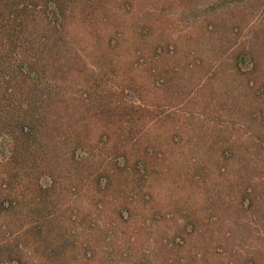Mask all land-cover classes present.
<instances>
[{
	"label": "rangeland",
	"instance_id": "obj_1",
	"mask_svg": "<svg viewBox=\"0 0 264 264\" xmlns=\"http://www.w3.org/2000/svg\"><path fill=\"white\" fill-rule=\"evenodd\" d=\"M66 20L40 35L128 116L57 163L87 177L41 228L71 264H264V0H77Z\"/></svg>",
	"mask_w": 264,
	"mask_h": 264
},
{
	"label": "trees",
	"instance_id": "obj_2",
	"mask_svg": "<svg viewBox=\"0 0 264 264\" xmlns=\"http://www.w3.org/2000/svg\"><path fill=\"white\" fill-rule=\"evenodd\" d=\"M76 1L0 0V146L7 147L0 150V264H37L36 255L49 264L76 262L81 249L70 234L41 228L61 210L64 180L80 184L87 177L84 171L74 182L57 163L94 154L108 142L110 123L127 120L125 107L106 106L109 95L92 92L88 63L76 49L62 60V36L63 45L40 35L61 33ZM91 174L105 184L112 177L106 169Z\"/></svg>",
	"mask_w": 264,
	"mask_h": 264
}]
</instances>
